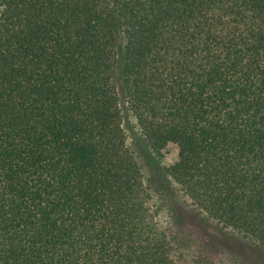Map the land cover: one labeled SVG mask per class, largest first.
I'll use <instances>...</instances> for the list:
<instances>
[{
    "label": "trees",
    "instance_id": "trees-1",
    "mask_svg": "<svg viewBox=\"0 0 264 264\" xmlns=\"http://www.w3.org/2000/svg\"><path fill=\"white\" fill-rule=\"evenodd\" d=\"M0 264H264V0H0Z\"/></svg>",
    "mask_w": 264,
    "mask_h": 264
},
{
    "label": "rangeland",
    "instance_id": "rangeland-1",
    "mask_svg": "<svg viewBox=\"0 0 264 264\" xmlns=\"http://www.w3.org/2000/svg\"><path fill=\"white\" fill-rule=\"evenodd\" d=\"M131 124L136 126V120L132 117ZM130 124V125H131ZM135 131H139L135 127ZM178 159V152L175 150L165 151L162 155V165L169 167L173 165ZM160 219L162 222L171 228L176 234H192L198 230L192 217L187 215L183 210L177 211L176 214H171L167 210H162Z\"/></svg>",
    "mask_w": 264,
    "mask_h": 264
}]
</instances>
